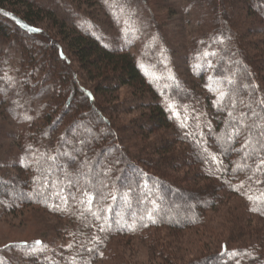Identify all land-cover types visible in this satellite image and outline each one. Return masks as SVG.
<instances>
[{"label": "trees", "instance_id": "trees-1", "mask_svg": "<svg viewBox=\"0 0 264 264\" xmlns=\"http://www.w3.org/2000/svg\"><path fill=\"white\" fill-rule=\"evenodd\" d=\"M192 2L203 18L197 44L210 49L208 76L224 96L205 70L198 82L169 79L172 115L136 55L74 28L51 1L0 0V108L22 125L17 152L0 156V218L35 211L58 221L50 249L44 239L18 245L23 264H133L119 250L128 239L158 264H264V171L253 151L264 139V56L249 38L264 42V0ZM126 86L133 102L120 108ZM136 109L129 122L120 116ZM86 192L97 195L91 211Z\"/></svg>", "mask_w": 264, "mask_h": 264}, {"label": "rangeland", "instance_id": "rangeland-1", "mask_svg": "<svg viewBox=\"0 0 264 264\" xmlns=\"http://www.w3.org/2000/svg\"><path fill=\"white\" fill-rule=\"evenodd\" d=\"M49 1L52 2V9L64 15L61 16L62 19L75 23L74 28L89 31L91 35L101 39L102 43L136 55L147 75L161 91L162 101L172 115H177L180 107L174 106L171 100L166 99L165 83L169 79L179 81L180 78L198 82L197 77L201 71L205 70L208 76V70L212 69V65L206 62L205 55L210 49L202 43L203 39L197 44L202 36L201 30L204 29L201 23L203 18L202 10L193 8L192 0H86L84 3L80 0H45ZM110 19L115 22L114 25ZM261 37L263 36L252 34L249 38L253 40L254 51L264 56V42ZM29 40L32 41V37ZM186 40H190L188 45L197 44L190 59L186 52ZM224 41L225 39L216 40L214 44L222 47L226 44ZM207 82L218 97L224 91L217 78L212 80L208 76ZM133 92L128 86L118 90L116 96L119 99L117 104L122 105L120 108H125L133 102ZM140 111L141 109L132 110L130 113L122 112L120 116L129 122L134 116L140 115ZM5 116L7 115L4 110L0 108V156L15 152L17 139L14 135L17 136L22 127L18 121ZM161 133L151 134L148 142L154 141ZM57 224V217L49 214L38 215L35 211L25 215L22 213L1 217L0 253L13 255L19 259L17 264H23V258L28 252L21 250L18 245L44 239L50 249L52 241L55 240L54 243L57 244ZM216 224L213 221L210 223L212 228ZM207 237L208 235H205L203 238ZM9 248L14 249L10 251ZM119 250L121 255L133 264L159 263V259L153 258L146 246L135 239L121 242Z\"/></svg>", "mask_w": 264, "mask_h": 264}, {"label": "snow or ice", "instance_id": "snow-or-ice-1", "mask_svg": "<svg viewBox=\"0 0 264 264\" xmlns=\"http://www.w3.org/2000/svg\"><path fill=\"white\" fill-rule=\"evenodd\" d=\"M17 23H20V21H17ZM22 26L28 28L27 25H22ZM29 31H33V32H35V31H39V29H37V28H29ZM205 55H208V53H205ZM220 96H221V99H223L224 93L221 92V93H220ZM260 103H261V104H264V100H262ZM182 126H184V125H182ZM241 126H242V121H241ZM247 127H248L249 132H250L252 128L259 127V125H257V124L254 123V124L249 125V126H247ZM240 131H241V127H236V128H234V135H239V134H240ZM260 136H261V137H264V131H261ZM230 138H231V137H230ZM249 140H250V137H249ZM249 140H246V141H245V145H243L242 147L247 146V145L249 144ZM257 143L259 144V150H257V149H253V151L257 154V156H258V158H259V163L256 165V170H257V171H264V168L261 167L262 165H264V156H259V151H260V150H264V139L257 140ZM246 155H251V154H250V153H246ZM212 159H213L214 161H216V157H215V156H213ZM258 182H259V181H258ZM84 195L88 197V199H87V203H88V205H89L88 210L91 211L92 201L95 200V199H97V195H96V194H90V193H87V192L84 193ZM248 198H249L250 200L253 199V197H251V196H249ZM82 202H83V201H82ZM253 210L255 211V210H258V209H255V208H254ZM92 214L96 217V219H102V217L99 216V215H97V213L94 212V213H92ZM100 230L103 231V230H104L103 227H101ZM97 239H98V237H97ZM25 243H26V242H25ZM34 243H35L36 245H42V244H43L42 241H35ZM68 247H71V244H69ZM40 250L42 251L43 249L41 248ZM88 251L91 252L92 249H88ZM225 251H226V249H225ZM232 254L235 255L236 253L234 252V253H232ZM0 264H4L3 259H0Z\"/></svg>", "mask_w": 264, "mask_h": 264}]
</instances>
